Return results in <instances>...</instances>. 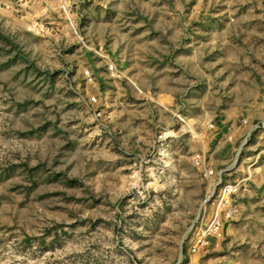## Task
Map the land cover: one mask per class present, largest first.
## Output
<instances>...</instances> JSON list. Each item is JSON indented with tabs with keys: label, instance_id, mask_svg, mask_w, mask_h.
Instances as JSON below:
<instances>
[{
	"label": "rangeland",
	"instance_id": "374dc122",
	"mask_svg": "<svg viewBox=\"0 0 264 264\" xmlns=\"http://www.w3.org/2000/svg\"><path fill=\"white\" fill-rule=\"evenodd\" d=\"M107 1L105 36L78 16L68 48L0 7V264H225L205 235L250 151L215 168V123L264 92V0Z\"/></svg>",
	"mask_w": 264,
	"mask_h": 264
},
{
	"label": "crops",
	"instance_id": "0c3cea01",
	"mask_svg": "<svg viewBox=\"0 0 264 264\" xmlns=\"http://www.w3.org/2000/svg\"><path fill=\"white\" fill-rule=\"evenodd\" d=\"M0 0L3 13L14 26L29 34H34L51 41L56 47L76 46V37L71 23H78L79 17L88 25L86 37L95 38L96 26L100 27L98 37L105 36L109 5L107 0ZM69 4V15L63 14L61 7ZM71 9V10H70ZM82 10V12H81ZM82 13V15H81ZM70 20V23L67 21ZM59 50V49H58ZM80 49L76 48V55ZM108 64V63H107ZM105 72L97 74V93L107 96L110 76ZM252 84L254 85L253 81ZM256 84V83H255ZM253 112L248 113L247 124L237 125L236 119L223 117L217 119L215 131L218 136L216 146L212 152L215 168L220 158L237 151L238 143L243 139L249 141V156L241 164L230 163L225 166L239 176L232 179L231 174H225L229 182H237L244 189L236 197L239 213L231 223L224 225L226 255L221 256L225 264H264V126L255 129V126L264 125V92L255 96ZM227 147V148H226ZM230 152V153H228ZM236 154V153H235ZM230 159V158H229ZM228 162L223 161V163ZM217 164V165H216ZM233 167V169H232ZM227 175V176H226ZM254 231V234H250ZM233 249L235 252H233ZM229 253V254H227Z\"/></svg>",
	"mask_w": 264,
	"mask_h": 264
},
{
	"label": "built area",
	"instance_id": "2783aa9c",
	"mask_svg": "<svg viewBox=\"0 0 264 264\" xmlns=\"http://www.w3.org/2000/svg\"><path fill=\"white\" fill-rule=\"evenodd\" d=\"M107 70L109 72L110 78H116L117 77V73H116V69H115L114 65H112V64L108 65ZM85 75H88V72H85ZM88 79H89V81H92L91 76H89ZM95 102H96L95 96H91L88 98V103L93 104ZM263 126L264 125L262 124L260 126H255L254 128L259 129ZM221 182L222 181H221V178L219 175L218 184H220ZM240 190H241L240 184L237 182H235V184H233V183L228 184V186L224 189L223 193L221 194V199L225 195V199H223V202L225 201V204H227V202L229 200V205L227 206L225 211H223L224 217H219L220 213H222L221 211H219V208L222 206V205L220 206L221 201L219 202L217 212H215V214L213 215V218L211 219V221L207 227V231H206V235H205V236H207V238L208 237H211V238L214 237L216 239H221V240H222V238H224V231L222 230L223 229V222L224 221L225 222L231 221L239 213L237 200L235 198L239 194ZM230 196H231V200H230ZM232 196H233V198H232ZM221 210H222V207H221ZM206 244H208V240H206V238L205 239L204 238L198 239L196 244H195V247L192 249V252H195L197 249L201 248L202 246H205ZM183 264H189V263H183Z\"/></svg>",
	"mask_w": 264,
	"mask_h": 264
}]
</instances>
